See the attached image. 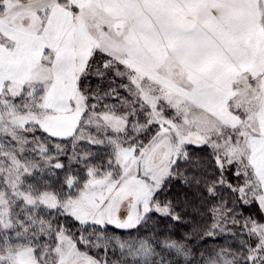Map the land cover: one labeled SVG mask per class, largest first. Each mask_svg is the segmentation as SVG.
<instances>
[{
    "label": "snow or ice",
    "instance_id": "1",
    "mask_svg": "<svg viewBox=\"0 0 264 264\" xmlns=\"http://www.w3.org/2000/svg\"><path fill=\"white\" fill-rule=\"evenodd\" d=\"M176 180L235 247L134 234ZM225 190L264 213V0H0V264H264Z\"/></svg>",
    "mask_w": 264,
    "mask_h": 264
},
{
    "label": "trees",
    "instance_id": "2",
    "mask_svg": "<svg viewBox=\"0 0 264 264\" xmlns=\"http://www.w3.org/2000/svg\"><path fill=\"white\" fill-rule=\"evenodd\" d=\"M96 87H107V83H98L93 79ZM199 156L205 155L204 153H197ZM226 178L231 183H236L237 180L234 178L231 171L227 172ZM223 196L228 201V207L231 206L236 198L234 194L228 191H223ZM168 199H172L177 202L176 212L181 216V220H173L171 217H164L157 213L151 214V219L141 229L140 234H155L159 235L161 240L170 239L180 243L187 242L189 245H194L195 251L193 254H197L201 250H208L211 242H221L225 239L221 237H209L205 233L211 227L213 219L210 209L212 202L206 201L205 198L197 192L195 187L186 188L179 180L173 182L170 192L167 194ZM164 197H161L163 199ZM186 202V203H184ZM240 210L239 212L246 215L250 212L253 216H261L257 205H240L236 204L235 207ZM68 223V227L73 230L74 227ZM169 253V252H168ZM180 264H186L182 261Z\"/></svg>",
    "mask_w": 264,
    "mask_h": 264
},
{
    "label": "rangeland",
    "instance_id": "3",
    "mask_svg": "<svg viewBox=\"0 0 264 264\" xmlns=\"http://www.w3.org/2000/svg\"><path fill=\"white\" fill-rule=\"evenodd\" d=\"M105 84V83H104ZM92 85H93V87H96V85H95V83L93 82V80H92ZM107 87H108V85H107ZM107 87H104L103 88V86H101V87H99L102 91L104 90V89H106ZM237 183V182H236ZM235 182L233 183L234 185L236 184ZM231 206H235V205H233V202H231V204H230ZM257 207H258V205H257ZM237 210H238V212L240 211L239 209H238V206H237V208H236ZM259 209V208H258ZM260 211V210H259ZM260 214H261V216H259V217H255V216H253V215H251L250 214V212H247V214L246 215H244V216H252V217H254L255 219H257V220H259V221H261V222H264V213H262V212H260ZM71 221H69V223H70ZM214 222V221H213ZM212 222V223H213ZM71 227H74L73 228V230H71L73 233H75V234H80V229H81V226L80 225H78V224H71L70 225ZM228 227L231 229V232H236L237 231V227H233L231 224H229L228 225ZM142 228H144V226H142ZM141 228V229H142ZM89 231H91V230H89ZM119 231L120 230H117V232L119 233ZM231 232H228V231H226L225 233H223V234H218V235H216L217 237H221V238H223V239H225L224 241H221V242H214V243H212L211 242V245H210V248H208V250H201V251H199L197 254H193L194 253V251H195V247H194V245L192 246L191 244L189 245V243H187V242H184V243H182V244H184L186 247H188V248H190L191 250H192V256H190L189 257V259H191V258H195V259H197V260H199L201 257H200V254L201 253H204L205 254V256H207V254L209 253V252H211L213 249H219V248H222V247H227L228 245H233L234 247L239 243V239H240V237H233L232 235H231ZM84 235H88V233L87 232H85V233H83ZM134 234H140V233H134ZM169 253L171 252V250H169L168 251ZM168 252H165V253H163L164 255H165V257L167 258V259H169V260H178V261H182L183 263H186V264H188V261H186L185 260V258L183 257V256H176L175 255V253L174 252H171V254H169ZM90 254H98V255H100V256H103L104 255V253L103 252H99V253H97V250H95V249H93L92 251H91V253ZM120 258V253H119V251H117L116 253H115V255H113V254H111V253H109V256H108V259L110 260V261H114V260H118Z\"/></svg>",
    "mask_w": 264,
    "mask_h": 264
}]
</instances>
